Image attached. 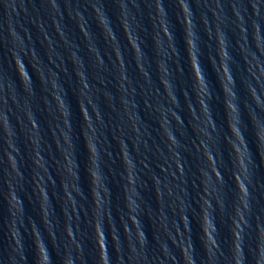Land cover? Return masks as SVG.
Returning a JSON list of instances; mask_svg holds the SVG:
<instances>
[{
	"label": "water",
	"instance_id": "water-1",
	"mask_svg": "<svg viewBox=\"0 0 264 264\" xmlns=\"http://www.w3.org/2000/svg\"><path fill=\"white\" fill-rule=\"evenodd\" d=\"M0 264H264V0H0Z\"/></svg>",
	"mask_w": 264,
	"mask_h": 264
}]
</instances>
